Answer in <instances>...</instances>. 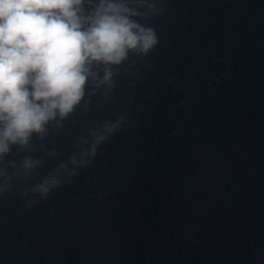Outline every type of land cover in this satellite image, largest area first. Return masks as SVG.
Instances as JSON below:
<instances>
[{
  "label": "water",
  "instance_id": "1",
  "mask_svg": "<svg viewBox=\"0 0 264 264\" xmlns=\"http://www.w3.org/2000/svg\"><path fill=\"white\" fill-rule=\"evenodd\" d=\"M159 6L141 21L151 54L42 142L58 155L34 181L0 196V264H264V0ZM119 116L90 167L27 206L21 191ZM24 155L46 158L6 160Z\"/></svg>",
  "mask_w": 264,
  "mask_h": 264
},
{
  "label": "clouds",
  "instance_id": "2",
  "mask_svg": "<svg viewBox=\"0 0 264 264\" xmlns=\"http://www.w3.org/2000/svg\"><path fill=\"white\" fill-rule=\"evenodd\" d=\"M159 4L160 0H0V196L12 191L13 181H34L47 159L58 155L42 142L64 129L73 114H86L97 94L107 101L116 78L156 48V30L141 21L160 15ZM125 121L119 116L85 129L66 160L19 193L32 197L27 206L73 183ZM34 138L41 143H34ZM13 148L17 155L39 148L46 158L24 155L19 161L6 160Z\"/></svg>",
  "mask_w": 264,
  "mask_h": 264
}]
</instances>
